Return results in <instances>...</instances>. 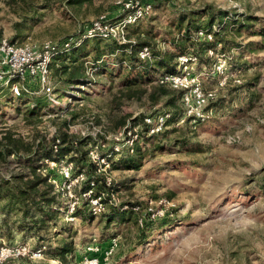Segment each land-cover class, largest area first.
<instances>
[{
	"label": "rangeland",
	"instance_id": "rangeland-1",
	"mask_svg": "<svg viewBox=\"0 0 264 264\" xmlns=\"http://www.w3.org/2000/svg\"><path fill=\"white\" fill-rule=\"evenodd\" d=\"M126 1L53 8L54 0H0V39L36 47L50 43L65 52L71 47H63L67 42L101 17L118 18L120 3ZM144 1L152 2L153 11L130 30V41L148 43L169 66L179 53H195L196 42L203 40L192 30V41H180L181 18L185 29L193 13L206 8L215 16L224 13L212 23L226 25L218 39L227 53L218 45L215 55L177 57L195 59L186 69L178 64V74L215 91V101L205 109L212 116L192 123L184 117L181 100L167 106L170 97L157 94L154 83L164 67L149 68L140 84L123 85L125 65L118 70L114 62L129 53L112 55L101 41L85 45L87 73L100 68L94 82L63 84L55 74L62 65L57 62L51 68L57 104L43 102L36 116L28 114L24 101L0 95V181L26 172L20 157L29 156V149L63 137L86 142L81 148L86 160L109 182L104 193L90 185L79 194L87 177H73L76 164L71 162L69 181L78 182L69 192V181L60 174L61 162L70 163L69 157L54 165L43 162L36 172L49 175L60 212L45 230L20 232L21 216L1 214L0 202V264H59L66 247L69 264H264V0ZM44 3L49 7L41 8ZM207 26L206 18L198 23V29ZM210 31L218 27L205 32ZM98 52L102 56L96 60ZM221 55L229 61L218 73L215 62ZM158 115L168 116L164 128L149 134L144 119ZM4 135L19 141V156L6 155ZM98 198L102 209L95 214L91 201ZM72 205L82 207L77 217Z\"/></svg>",
	"mask_w": 264,
	"mask_h": 264
},
{
	"label": "trees",
	"instance_id": "trees-1",
	"mask_svg": "<svg viewBox=\"0 0 264 264\" xmlns=\"http://www.w3.org/2000/svg\"><path fill=\"white\" fill-rule=\"evenodd\" d=\"M93 0H54L52 2V7L56 8L59 5L65 4L67 7H76L80 6L84 3H91ZM47 2V0H46ZM152 5L151 1H149ZM49 4L44 3L41 5V8H48ZM118 18L115 20H109L112 24H119L123 21L129 11L121 12ZM224 13L219 12L215 16L212 13L211 8H206L201 12H196L192 14V18H190L189 22L185 26V29L182 27V20L180 19V24L178 25V30L183 31L180 34V41H192L191 37L193 33H198L199 31H206L216 25L218 27L217 32H209L212 34V40H202L196 42V52H182L176 56L175 65L169 66L166 63L168 60L165 55L160 56V54H156L153 48L148 43H139L138 41L131 42L129 37L130 30L138 25L127 26L125 29L127 43H119L116 40L112 39H102L100 37L93 38H85L84 31L79 32L75 35V40L71 42V47L69 50H65V52L56 50L52 58L51 68L57 62H60L62 65L59 66L58 69L55 70V74L59 77L60 81L65 85L73 86V87H87L94 82V75H97V70L100 68L96 67L92 71V74L87 73V64L89 62L86 61L88 58V53L85 49V45L88 41H101L106 42L108 45L109 53L115 55L118 52L127 51L129 54L125 55L120 61H115V65L118 70L121 69L120 66L125 65V69L127 71V75L123 80L122 84L128 87L134 86L135 84H140V80L146 79L149 68H157L164 67L165 72L161 73L154 81L157 86V94L169 96L170 98L167 100V106L176 107V102H180L182 98L183 92H176L175 90H169L168 85H160L158 83L159 77L166 75H175L178 74V56L182 55H194L200 58V54L206 55L209 51L217 50V46L220 45V51L223 53L225 49L223 47V43L218 39L221 33L225 31L226 25L221 24L222 21L214 22L216 19L223 18ZM206 18V24L208 25L206 28L198 29V23H200L203 19ZM194 30V32L190 35V32ZM25 41V40H24ZM21 41V42H24ZM10 43L17 42L16 40H9ZM18 42V43H21ZM69 44V45H70ZM148 48L149 50V58L148 59H140L139 52L142 51L143 48ZM118 51V52H117ZM161 53V51H160ZM101 53H96L95 59L99 60L101 58ZM100 62V61H96ZM180 65V64H179ZM153 66V67H151ZM52 79V76H51ZM146 82L151 83L152 80L148 79ZM168 89V90H167ZM30 93L21 91L18 96L11 95L7 89L0 88V95H2L3 99H13L17 101H24V106L27 108V112L30 116H36V111L40 108L43 102H47L51 106L53 104H57V100L53 99L52 101L46 95L39 93ZM1 100V99H0ZM67 124V122L65 123ZM59 138V139H56ZM55 139H51L49 142L39 143L35 146L34 149H29L28 153H30L27 157H20V162L26 171L23 174L17 175L14 177L13 181H0V202L3 204L2 213H15L21 216L19 221L18 230L20 232H41L48 228L49 224L57 218V215L60 212L61 203L58 201L57 197L52 193V185L49 184V175L45 177H41V175L37 174V170L40 167H43V162H56L62 160L64 157H69L70 162L76 164V169L73 173V177L78 174L84 173L86 175L87 181L83 183L81 189L79 190V194L86 192L90 185H93L94 190L98 193H104L108 190V187L105 183V180L101 174H97V167L92 165L90 162L86 160V153L81 150L83 146H85L86 142L79 141L77 144L71 142H66L63 137H56ZM3 140L5 143L9 145L5 146V153L7 156L10 155H18V140H11L10 135H4ZM58 141V142H57ZM2 154L0 153V157ZM113 165V163H112ZM28 174L31 178H28ZM28 178V179H25ZM82 210V207H77L74 210L73 216L77 217ZM5 224V220H3ZM0 236H4L0 234ZM67 252H70L69 248H63L59 253V264H69L66 260L65 255Z\"/></svg>",
	"mask_w": 264,
	"mask_h": 264
},
{
	"label": "built area",
	"instance_id": "built-area-1",
	"mask_svg": "<svg viewBox=\"0 0 264 264\" xmlns=\"http://www.w3.org/2000/svg\"><path fill=\"white\" fill-rule=\"evenodd\" d=\"M122 12L129 11V14L119 24H112L105 17H101L97 22L91 24L90 27L85 29L84 37L93 38L100 37L102 39H112L119 43H127L125 29L127 26L136 25L138 22L148 18L153 9L149 1L144 0H128L120 3ZM199 40H212V34L205 31L197 33ZM73 41V39H70ZM67 42L63 47L69 46ZM55 47L50 43H44L41 47H36L28 41L21 43H10L7 39H0V88L7 89L11 95L18 96L21 91L30 93H39L46 95L52 101L53 86L51 79V63L54 54L56 53ZM213 55V51L208 52ZM215 55V54H214ZM139 58L144 60L149 58L148 48H143L139 52ZM180 66L187 68L190 60L186 57L178 59ZM229 59L225 55H221L216 59L215 69L217 72L222 73L226 69ZM158 83L160 85H168L169 87L180 90L183 92L181 103L184 110V117L192 123L203 122L210 119L212 111H205L210 103L215 101L216 93L213 90H205L202 88L196 78L186 76L184 74L166 75L162 76ZM235 83L239 84L240 81L236 80ZM224 83L221 86L225 85ZM167 115H158L153 118L147 117L144 119L145 126L149 129V134H158L164 128ZM58 142V141H57ZM60 165V174L63 180L69 181L72 172V163H63ZM54 165L55 163L50 162ZM98 170V169H97ZM99 171V170H98ZM102 174V173H99ZM83 178V176L81 177ZM108 187L109 182L104 179ZM66 182V183H67ZM69 181L66 189L69 190L75 183ZM72 198H75L73 195ZM99 199L91 201L92 210L95 214L100 213L101 204ZM74 205L71 206V213H73ZM18 254H21L18 252ZM89 264H99L97 260H90Z\"/></svg>",
	"mask_w": 264,
	"mask_h": 264
}]
</instances>
